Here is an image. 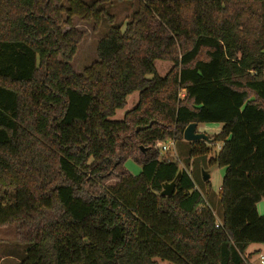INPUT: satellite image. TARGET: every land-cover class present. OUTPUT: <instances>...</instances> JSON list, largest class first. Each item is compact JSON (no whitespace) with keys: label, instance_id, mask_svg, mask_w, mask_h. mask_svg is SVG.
<instances>
[{"label":"trees","instance_id":"trees-1","mask_svg":"<svg viewBox=\"0 0 264 264\" xmlns=\"http://www.w3.org/2000/svg\"><path fill=\"white\" fill-rule=\"evenodd\" d=\"M61 1L0 0V228H29L21 264H249L247 248L264 245V0H136L123 25ZM74 16L108 29L81 74ZM156 60L172 63L163 78ZM190 124L221 125L209 139L221 144L218 228L191 174L154 148ZM119 158L139 175L104 187Z\"/></svg>","mask_w":264,"mask_h":264},{"label":"rangeland","instance_id":"rangeland-1","mask_svg":"<svg viewBox=\"0 0 264 264\" xmlns=\"http://www.w3.org/2000/svg\"><path fill=\"white\" fill-rule=\"evenodd\" d=\"M84 3H97L98 8H104L109 10V13L114 16L115 23L123 25L130 14L133 12L136 6V0H116L112 5L105 3L106 0H82ZM61 5L64 8L68 7V0H62ZM67 19L66 14H61L62 24L59 27L61 32L67 31L70 27L65 25V20ZM72 28L76 31L82 33V38L76 47V52L71 59L70 65L73 71L77 74H81L83 70L90 66L96 61V45L98 41L105 36L107 33V26L105 24L93 28L92 21H86L81 17L74 16L70 18ZM154 67L156 73L159 77L163 78L172 67V63L167 61L156 60L154 62ZM138 92H134L129 95L126 99V106L116 111L114 117L111 118L112 121H121L125 113L131 111L138 102ZM218 124L198 125L196 132L204 134L208 139H212L215 135L219 133ZM173 138H168L174 142V145L170 143H165L168 147V151L163 153L160 151V157H167L177 162L180 168L185 170L187 173L191 174L192 181L195 188L204 196L205 203L212 211V214L216 222L221 221V206L219 204L218 192L221 188V180L223 176V169L219 168L217 165L210 163L215 154L219 151L221 147L220 143H206V147L212 150L210 153L190 156L189 152L191 150L192 143L186 142L185 140H172ZM164 141V142H165ZM158 143L154 148L158 149L162 144ZM142 148V147H140ZM120 168L117 169L111 177L103 184L104 187L113 185L117 183V174L121 170L127 171L132 176H138L141 170L140 165L135 162L133 158L123 159L119 158ZM208 172L210 179V192L206 194L204 188V182L202 181V172ZM256 210L259 216L264 214L263 203L259 202L256 205ZM29 232V228L24 225H9L0 228V264H21L22 260L25 258V254L28 245L22 244L18 241L17 233L25 234ZM250 256V257H249ZM260 256L263 257L264 263V245L255 246L250 245L244 257L249 260L251 258V263L249 264H260Z\"/></svg>","mask_w":264,"mask_h":264},{"label":"water","instance_id":"water-1","mask_svg":"<svg viewBox=\"0 0 264 264\" xmlns=\"http://www.w3.org/2000/svg\"><path fill=\"white\" fill-rule=\"evenodd\" d=\"M112 1V0H110ZM151 123L145 127V128H137L136 132L139 131H143L144 129L150 128L151 127ZM197 129V125L196 124H190L188 125L185 130L183 131V140H185L186 142H190V143H194V142H206L209 143L210 140L208 139V137L204 134L201 133H197L196 132ZM142 149V148H141ZM180 176V174L177 175L176 179H178ZM210 179V176L208 174V172H202V181L204 183L208 182ZM174 189H175V182H172L170 184H165L162 186V191H161V196L162 197H170L173 193H174Z\"/></svg>","mask_w":264,"mask_h":264},{"label":"built area","instance_id":"built-area-1","mask_svg":"<svg viewBox=\"0 0 264 264\" xmlns=\"http://www.w3.org/2000/svg\"><path fill=\"white\" fill-rule=\"evenodd\" d=\"M166 142H167V143H170L171 145H174V142L171 141V140H167V141L163 142V143L160 145V147L158 148V149H159L161 152H163V153H166V152L168 151V147H167V145L165 144ZM219 225H220V222H216L215 227L218 228ZM260 264H264V263H263V257H262V256H260Z\"/></svg>","mask_w":264,"mask_h":264},{"label":"crops","instance_id":"crops-1","mask_svg":"<svg viewBox=\"0 0 264 264\" xmlns=\"http://www.w3.org/2000/svg\"><path fill=\"white\" fill-rule=\"evenodd\" d=\"M206 126H208V125H206ZM218 128L220 129L221 128V126H218ZM218 131H220V130H218ZM253 245H255V246H261V245H259V244H253ZM251 258L249 259V262L251 263Z\"/></svg>","mask_w":264,"mask_h":264}]
</instances>
